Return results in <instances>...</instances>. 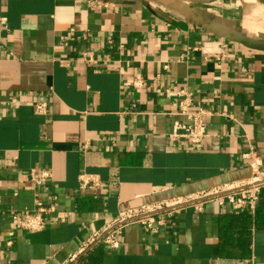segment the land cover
Segmentation results:
<instances>
[{"label": "crops", "instance_id": "0c3cea01", "mask_svg": "<svg viewBox=\"0 0 264 264\" xmlns=\"http://www.w3.org/2000/svg\"><path fill=\"white\" fill-rule=\"evenodd\" d=\"M181 90L210 112L196 146L170 138ZM252 150L264 172V0H0V264L82 262L120 212L250 179ZM37 199L55 211L22 230ZM255 214L163 210L103 264H264Z\"/></svg>", "mask_w": 264, "mask_h": 264}, {"label": "built area", "instance_id": "2783aa9c", "mask_svg": "<svg viewBox=\"0 0 264 264\" xmlns=\"http://www.w3.org/2000/svg\"><path fill=\"white\" fill-rule=\"evenodd\" d=\"M94 7L106 6L101 2H92ZM83 60L88 63H94L95 59L89 53H85ZM134 85L138 88L143 86L142 80H137ZM193 105L192 96L189 92L181 90L179 99V115L186 117L185 121L177 120L174 122L170 132V138L176 143H187L192 146L201 144L208 137L206 118L210 112L205 108L191 110ZM36 110L39 114L47 113L48 105L46 102H37ZM245 157L251 159L253 175L250 179L241 181L236 184L220 186L211 190L205 191L197 196H189L187 198H177L170 201L162 202L152 206H143L140 208L130 209L120 212L113 224L109 225L105 231L96 233L89 241L87 247L96 243H103L113 249L121 246L120 235L123 226L130 222L143 224L145 227L153 229L157 220L156 214L167 210L171 212H179L182 208L192 206L197 210L203 209V203L207 201H217L220 205L230 204L235 210H248L255 212L257 210L261 191L264 189V172L263 162L260 157L252 150L245 154ZM50 177L49 171H43L41 179L37 180L42 183L43 179ZM100 185V181L89 175L81 177L82 188H95ZM55 211L54 204H46L43 200L37 199L33 210L24 212L25 218H21L19 213L14 214V219L22 230L39 231L44 229L46 225L45 215ZM11 244V242H9ZM87 248L83 249L84 253ZM72 264H85L78 261V255L70 259Z\"/></svg>", "mask_w": 264, "mask_h": 264}, {"label": "trees", "instance_id": "16d2710c", "mask_svg": "<svg viewBox=\"0 0 264 264\" xmlns=\"http://www.w3.org/2000/svg\"><path fill=\"white\" fill-rule=\"evenodd\" d=\"M255 221L258 227H264V189L260 193L259 202L255 214ZM104 246H97L93 251L84 256L85 264H103Z\"/></svg>", "mask_w": 264, "mask_h": 264}]
</instances>
